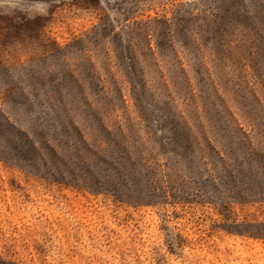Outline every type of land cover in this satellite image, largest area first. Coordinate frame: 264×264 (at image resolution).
Here are the masks:
<instances>
[{
	"label": "rangeland",
	"instance_id": "obj_1",
	"mask_svg": "<svg viewBox=\"0 0 264 264\" xmlns=\"http://www.w3.org/2000/svg\"><path fill=\"white\" fill-rule=\"evenodd\" d=\"M0 264H264V0H0Z\"/></svg>",
	"mask_w": 264,
	"mask_h": 264
}]
</instances>
